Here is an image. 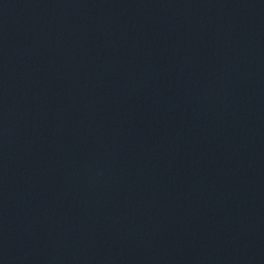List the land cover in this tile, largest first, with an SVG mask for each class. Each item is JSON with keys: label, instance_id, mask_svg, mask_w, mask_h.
Segmentation results:
<instances>
[{"label": "water", "instance_id": "water-1", "mask_svg": "<svg viewBox=\"0 0 264 264\" xmlns=\"http://www.w3.org/2000/svg\"><path fill=\"white\" fill-rule=\"evenodd\" d=\"M0 264H264V0H0Z\"/></svg>", "mask_w": 264, "mask_h": 264}]
</instances>
